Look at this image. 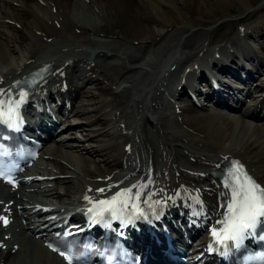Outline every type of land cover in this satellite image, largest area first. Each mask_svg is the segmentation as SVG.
I'll use <instances>...</instances> for the list:
<instances>
[{
  "label": "bare ground",
  "instance_id": "6f19581e",
  "mask_svg": "<svg viewBox=\"0 0 264 264\" xmlns=\"http://www.w3.org/2000/svg\"><path fill=\"white\" fill-rule=\"evenodd\" d=\"M92 1L108 2L125 14L135 29L131 44L91 36L97 29L92 16L96 8L90 7ZM261 5L264 7V0ZM230 7L244 12L250 3L249 0H0L2 92L9 82L44 60L50 73L26 97L30 104L24 119H32L35 114V120L45 124L51 121L46 110L49 99L55 104L61 102V110L65 101H69L70 115L65 118L69 131L74 129L68 139L55 143L49 153L51 166L46 172L27 183L21 182L12 191L3 190L0 183V217L9 221L5 225L0 220V264H64L24 230L65 205L86 202L92 206L84 196L93 202L100 200L104 192L97 189L143 181L137 202L165 207L161 222L168 219L169 227H173L170 218L174 214L181 221L187 214L197 213L186 205L177 209L185 211L182 215L169 210V205L182 203L177 190L181 184L189 187L188 194L192 197L189 202L197 210L209 214L219 206L221 213L227 211L230 195L210 174L227 157L236 158L264 186V119L249 108L253 97L247 95L248 101L244 103V98L237 113L220 107L208 109L205 108L210 106L208 102L197 106L181 98L188 87L193 93H200L198 97L205 93L213 101H222L228 95L224 101L231 103L230 94L235 88L232 77L240 74L247 79L252 70L264 67L261 59L251 56L242 46V39L249 34L258 46H264V15L253 27L235 28L222 44L210 47L211 27L205 23L228 16ZM209 15L213 19H207ZM245 18L239 16L232 24L235 26ZM187 28L190 32L183 35ZM76 35L86 38V43H76L74 38L66 42ZM52 45L53 49H49ZM91 50H94L92 57ZM52 52L55 53L50 55ZM202 78L207 79L208 85L201 82L199 89L196 81H203ZM263 79L264 73H260L256 82L262 83ZM173 84L180 86L176 88ZM170 97L174 98L172 109L177 106L183 113L181 118L172 109L161 111L164 104L170 106L167 101ZM169 116L179 124V129L168 125ZM80 130L86 131L81 140L74 133ZM122 167L123 172H119ZM132 172L137 178L129 177ZM58 184L63 185L62 190ZM165 192L176 193L173 199L178 201L160 197ZM217 197H221L220 205ZM145 200L147 203H143ZM43 209L47 211L42 213ZM32 213L37 214L36 218L29 216ZM204 213L198 211L199 215ZM193 223L189 216V228ZM179 225L184 227L185 220ZM134 229L140 230L136 226ZM172 242L184 245L181 234ZM198 252L193 251L186 263ZM155 254L157 258L149 262L163 264L159 254ZM198 260L194 264H199Z\"/></svg>",
  "mask_w": 264,
  "mask_h": 264
},
{
  "label": "snow or ice",
  "instance_id": "6c2138e0",
  "mask_svg": "<svg viewBox=\"0 0 264 264\" xmlns=\"http://www.w3.org/2000/svg\"><path fill=\"white\" fill-rule=\"evenodd\" d=\"M26 97V91H20L17 93V98L12 99L7 93L0 90V122H5L12 128L17 127L22 119L19 109ZM8 175L3 168H0V177L7 178ZM9 182L12 181L9 180ZM225 187L230 191L227 211L224 219L219 222L222 226L219 229H213L211 235L215 243L222 247H227L230 244L238 247L246 237L254 233L258 225L264 223V186L257 183L247 173L243 164L233 161L227 172ZM97 191L104 192L105 189H97ZM140 196V190L133 185L121 189L109 199L93 202L87 195L84 196V199L92 204L88 213L93 218V222H97L96 218L103 219L105 214H110L114 219L120 218L129 208L134 210V215L142 216L143 210L137 202ZM143 203H147V201L145 200ZM0 220L5 225L9 223L6 217H0ZM261 238L264 239V236ZM60 255L68 261V264H74V261L78 260V257L71 251H61ZM261 261L264 264V256L261 257Z\"/></svg>",
  "mask_w": 264,
  "mask_h": 264
},
{
  "label": "rangeland",
  "instance_id": "374dc122",
  "mask_svg": "<svg viewBox=\"0 0 264 264\" xmlns=\"http://www.w3.org/2000/svg\"><path fill=\"white\" fill-rule=\"evenodd\" d=\"M262 1L263 0H249L250 8L244 12H240V11H242V9H236V8L230 7L228 16L221 17L215 23H208L206 21V23H205V24H207L206 27H211V32H210L211 42L209 43L210 47L213 48V47H216V46L222 44L230 36L231 32H233V30L235 28L244 27V26L253 27V25H255L259 21L260 17L262 15H264V7L261 5ZM90 7L96 8V12L94 11L95 13L92 16H93V19L95 21V24L97 25L96 27L98 29V30L96 29L95 32H91L92 37H96L99 39H106V40L109 39V40H113V41H115V40H119L121 42L124 41L123 43H125V44H131L133 42L132 40H134L135 29L132 26V24L130 23V21L126 18L125 14L120 9H116L114 5H111L105 1H101L100 4L98 2L96 3L95 1H92V3H90ZM239 7H237V8H239ZM219 16H220V14H219ZM239 16L240 17L246 16V18L244 21H242L239 24L234 26V24H232V23ZM211 18H212L211 15L207 16V19H211ZM189 32H190V28H187L186 32L183 33V35H186ZM70 38H68L69 40L66 41L67 43L73 41V38H74V41L76 40V43H82V44L86 43V40H85L86 38L85 39L81 38L78 35H76V37H70ZM83 40H85V41H83ZM53 46L54 45L48 46V48L53 49ZM48 48H46V49H48ZM144 57L146 58V55ZM111 73H112V71H111ZM184 96L185 95L182 94L181 98L185 99ZM187 101L188 100L186 99V102ZM199 101H201V99H199ZM204 102H208L210 104V106L205 105V108L206 107L208 109H210V107L216 108V106H214L211 102H209L207 100H205ZM165 105L166 104H164L161 107V111L166 113L167 111L170 110V106L166 107ZM182 116H183V113L179 114L180 118ZM168 125L172 129H179L180 128L179 124H176L174 121H168ZM180 125L182 126L181 123H180ZM233 126L236 127L235 122L233 123ZM78 132H79V136H80L79 139L81 140L82 139L81 137L84 135V133L86 131L80 130ZM82 142L86 143L88 141L82 140ZM59 187L62 188L61 185Z\"/></svg>",
  "mask_w": 264,
  "mask_h": 264
}]
</instances>
